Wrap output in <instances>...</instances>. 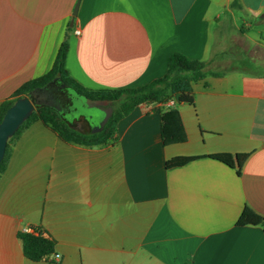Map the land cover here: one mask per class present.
<instances>
[{
  "label": "crops",
  "instance_id": "obj_1",
  "mask_svg": "<svg viewBox=\"0 0 264 264\" xmlns=\"http://www.w3.org/2000/svg\"><path fill=\"white\" fill-rule=\"evenodd\" d=\"M78 1L0 0V107L65 41L66 70L92 92L146 86L173 53L213 66L239 54L193 84L194 105L171 107L186 143L164 144L162 103L135 108L104 145L42 120L25 129L0 175V264H264V228L238 226L246 207L264 217V0H81L74 18ZM218 154L250 156L239 175ZM177 157L201 159L169 169ZM25 228L54 239L60 262L26 258Z\"/></svg>",
  "mask_w": 264,
  "mask_h": 264
},
{
  "label": "trees",
  "instance_id": "obj_2",
  "mask_svg": "<svg viewBox=\"0 0 264 264\" xmlns=\"http://www.w3.org/2000/svg\"><path fill=\"white\" fill-rule=\"evenodd\" d=\"M68 43L65 41L56 56L54 65L45 76L30 81L23 85L12 100H8L0 107V123L7 111L15 104L16 100L30 94L34 89H43L49 84H56L61 88L62 93L68 94L74 104L87 105L86 100H109L113 102V114L99 133H93V128L85 130L78 127L81 117L74 118L71 123L60 113L48 107H38L33 115L21 126L19 131L8 142L4 160L0 163V175L5 172L10 158L11 144L31 124L38 120L44 121L60 133L69 142L86 146H98L107 144L115 135V129L120 120L131 114L135 108L143 104L162 103L167 104L174 101L176 104L187 103L194 105L195 97L193 84L204 81L206 78L219 77L225 73L213 72L208 68V63L201 60H192L182 53H173L168 59V68L164 77L151 82L150 84L123 90H101L89 91L75 82L66 70V57ZM86 120V119H85ZM162 136L165 145L181 144L188 141V136L183 126L179 111L174 108H167L162 117ZM250 154H218L210 155L209 158L217 160L237 169L241 175L242 170ZM201 157H177L168 161L167 167L177 168L185 166ZM262 226L264 228V217L253 209L246 207L239 219L238 226ZM37 233H19V239L23 243L25 257L33 262L54 263L56 242L44 231Z\"/></svg>",
  "mask_w": 264,
  "mask_h": 264
},
{
  "label": "water",
  "instance_id": "obj_3",
  "mask_svg": "<svg viewBox=\"0 0 264 264\" xmlns=\"http://www.w3.org/2000/svg\"><path fill=\"white\" fill-rule=\"evenodd\" d=\"M81 0H79L75 6L73 17H77ZM74 21L71 22L73 27ZM53 84H49L43 89H34L30 94L21 97L16 100L15 104L7 111L2 122L0 123V163L4 160L8 142L19 131L21 126L33 115L38 107L55 108V104L52 101L44 102L42 99H37L38 95L48 89ZM113 102L109 100H92L87 99L86 104L90 108H99L104 113V118L98 127L93 129V133L102 132L109 122L113 108L111 104Z\"/></svg>",
  "mask_w": 264,
  "mask_h": 264
},
{
  "label": "rangeland",
  "instance_id": "obj_4",
  "mask_svg": "<svg viewBox=\"0 0 264 264\" xmlns=\"http://www.w3.org/2000/svg\"><path fill=\"white\" fill-rule=\"evenodd\" d=\"M225 21V18H223V22ZM246 21L249 22L248 19H246ZM245 21V22H246ZM255 27V25H254ZM253 27V28H254ZM227 54L229 55L230 58L235 57L239 54L237 46L234 45L232 47H229V52H227ZM227 58L226 61L220 65V66H216L213 64L211 65V63H208V68L210 69V71L212 70H216L219 73H223L225 71H227L229 69V65L232 63V59ZM236 66H239L238 64ZM245 68L249 69L251 67H249L248 65L245 66ZM212 69V70H211ZM67 120L70 122L72 119L76 118L77 116H85L88 118H93V120L96 118V123L100 124L101 118L104 116V113L99 109V108H90L87 105L83 104V105H77L76 106V111H68L67 112ZM99 126V125H98ZM96 126V127H98ZM78 127L79 128H84L85 130H89V126L85 123L84 118L81 117V120L78 122Z\"/></svg>",
  "mask_w": 264,
  "mask_h": 264
},
{
  "label": "flooded vegetation",
  "instance_id": "obj_5",
  "mask_svg": "<svg viewBox=\"0 0 264 264\" xmlns=\"http://www.w3.org/2000/svg\"><path fill=\"white\" fill-rule=\"evenodd\" d=\"M37 99H42L44 102L52 101L55 104L54 110L59 112L61 117L67 119L66 112L70 111H76V104L73 103L72 98L68 94L62 93V90L60 87H58L56 84H53L48 89L43 91L42 94L38 95ZM113 103L111 104V107L113 108ZM86 119V120H85ZM90 120V121H89ZM84 121L87 125L90 126V128H95L90 125L92 122V118H88L84 116Z\"/></svg>",
  "mask_w": 264,
  "mask_h": 264
},
{
  "label": "built area",
  "instance_id": "obj_6",
  "mask_svg": "<svg viewBox=\"0 0 264 264\" xmlns=\"http://www.w3.org/2000/svg\"><path fill=\"white\" fill-rule=\"evenodd\" d=\"M76 35L80 36V35H81V31H79V30L76 31ZM166 105H167V107H173V106L175 105V103H174V101H170V102L167 103ZM24 231L27 232V233H37V232L34 231L32 228H25ZM60 259H61L60 255L55 254V255L53 256V260H54V262H56V263L60 262Z\"/></svg>",
  "mask_w": 264,
  "mask_h": 264
}]
</instances>
